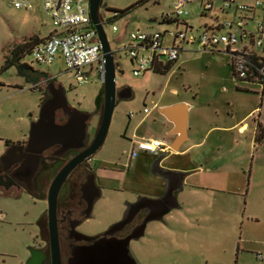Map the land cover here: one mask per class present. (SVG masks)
<instances>
[{
    "label": "rangeland",
    "instance_id": "374dc122",
    "mask_svg": "<svg viewBox=\"0 0 264 264\" xmlns=\"http://www.w3.org/2000/svg\"><path fill=\"white\" fill-rule=\"evenodd\" d=\"M136 1L100 0L97 10L117 65L115 84L128 86L131 97L114 106L103 142L88 160L92 172L98 175L95 184L100 195L93 202L90 215L76 229L87 236L100 235L121 219L124 201L153 193L152 178L146 177L138 166L133 167V159L127 162V140L131 134L136 136L134 139L160 137L161 128L151 119L155 111L141 120L143 107L150 108L158 98L162 103L172 98L184 99L195 106L193 113L201 111L205 117L204 131L212 127L204 145L192 150V154L217 150L219 160L232 158L235 170L232 191L228 195L219 194L216 185L211 187L214 192L201 189L200 219L196 214L195 196L186 193L190 206L186 214L182 213L179 221H166L170 211L162 221H149L144 234L129 242V254L136 264H264L256 258L264 250V140L254 143L252 139L254 121L258 119L264 128V87L235 81L228 66L229 55L223 49L211 52L190 48L178 54L164 75L147 71L132 76V65L123 50L129 44L127 34L135 30L173 29L170 25L158 24L160 16L169 13L172 0H148L104 23L114 10H122ZM186 9L188 14L179 20H184L194 31L209 23V16H202L196 3L187 5ZM256 14L262 16L259 11ZM215 15L220 22L230 19L227 14ZM111 24L116 26L115 31L111 30ZM50 28L40 6L25 12L0 0V156L5 150L3 141L26 138L30 122L37 117L41 97L40 82L24 79L13 66L1 70L4 56L24 40L44 36ZM23 60L59 83L69 106L90 114L86 134L92 138L98 125L94 111L101 86L95 67L86 81L77 82L58 56L48 65L35 64L28 55ZM33 84L37 87L31 89ZM251 109L253 116L246 121L249 130L245 134L213 127H227ZM152 158L140 154V161L147 167ZM206 161L209 164L211 159L208 157ZM207 177L213 179L212 174ZM49 182L50 179L47 186ZM47 186L39 191H28L17 185L0 188V264H25L29 248L43 245L44 232L40 233L39 221L46 210Z\"/></svg>",
    "mask_w": 264,
    "mask_h": 264
},
{
    "label": "built area",
    "instance_id": "2783aa9c",
    "mask_svg": "<svg viewBox=\"0 0 264 264\" xmlns=\"http://www.w3.org/2000/svg\"><path fill=\"white\" fill-rule=\"evenodd\" d=\"M6 1L14 9L25 12L40 6L49 20L51 32L28 54L33 63L48 65L58 56L75 81H86L93 66L101 80L103 60L97 32L90 20L88 0ZM192 3L197 4L202 16L208 15L210 19L198 32L184 20H179L188 14L186 7ZM256 11L262 16L258 17ZM215 14H227L230 19L220 22ZM160 18L158 24L170 25L173 29L135 30L127 34L129 44L123 50L132 65V76L152 72L158 65L176 61L180 52L190 48L211 52L223 49L229 55V66L235 78L264 87V0H172L169 13ZM99 22L103 24L102 20ZM111 30H116L114 24H111ZM23 59L21 63L30 67ZM44 78L52 79L45 74ZM36 87L37 84H33L31 89ZM142 111L145 113L148 109L143 107ZM138 151L156 154L168 152L170 148L164 139L139 138L132 142L127 161L135 158ZM256 258L264 262V250Z\"/></svg>",
    "mask_w": 264,
    "mask_h": 264
},
{
    "label": "water",
    "instance_id": "95a60500",
    "mask_svg": "<svg viewBox=\"0 0 264 264\" xmlns=\"http://www.w3.org/2000/svg\"><path fill=\"white\" fill-rule=\"evenodd\" d=\"M99 4L100 0H88L89 16L97 32L103 60L101 83L104 92L102 114L90 143L87 146L84 145L87 136L86 122L90 114L69 106L63 93V87L59 85L56 88L47 87L50 97L40 102L37 117L29 124L25 145L22 148L24 154L31 159L29 178L35 172L39 156L43 151L57 146L58 153L62 154L68 150H79L82 148L80 152L61 166L50 181L46 191L45 201L50 264H61L56 232V199L59 189L69 172L99 148L105 137L112 110L117 104L115 101L114 81V73L117 65L114 62L113 53L97 17ZM130 97L131 91L128 86H125L122 89V93L117 95L119 100H125ZM58 111L64 118L62 123L55 122V115ZM169 111L170 107H163L160 113L167 117ZM176 133L179 137L174 141V145L171 147L173 150H176L177 144L181 142V128L177 129ZM11 158L12 154L8 151H5L4 154L0 156L1 170L3 172L14 163V160ZM10 184L9 181L7 183L2 182V175H0L1 186L7 189ZM87 188L90 190V193H88L86 208L82 213L84 218L89 216L92 202L99 196L98 188L91 177L87 180ZM25 189L29 190V187L26 186ZM141 203H146L147 206L150 205L152 207L158 204H160V206L158 209H155L152 214L145 217L142 223L129 235L121 239L114 238L111 235L124 224V220L110 225L101 236H87L76 232L74 226L77 225L79 221L72 222L70 228L74 234L75 240L89 241L91 243L74 247L69 253L66 264H136L128 253L129 242L143 235L147 222L159 220L171 208L175 207V201L171 190H168L160 199H139L138 202L132 204L131 208L136 210L143 206ZM43 259L44 255L40 253V250L31 247L29 248V256L25 264H42Z\"/></svg>",
    "mask_w": 264,
    "mask_h": 264
},
{
    "label": "crops",
    "instance_id": "0c3cea01",
    "mask_svg": "<svg viewBox=\"0 0 264 264\" xmlns=\"http://www.w3.org/2000/svg\"><path fill=\"white\" fill-rule=\"evenodd\" d=\"M50 32L51 28L44 36L39 37V39L46 37ZM172 94H175V92L172 91ZM159 99L160 98H158L157 102H154L150 108H147V112H143L144 114L141 120L149 118L153 113V110L155 111V115H152L151 119L152 123L157 124L158 127L161 128L159 132L160 137L148 138L164 139L167 142L170 151L159 152L156 154L145 153L142 151L137 152L135 158H133L135 161L133 167L138 166L137 169L144 172L146 177L149 176L152 178L151 187L153 192L148 196L144 195L137 197L139 199L147 200L159 199L164 190L165 184H168V188L171 190L174 197L175 207L168 211H171L168 215H166L168 212L164 214L166 217L163 215V217L167 218L166 221H179L178 217L186 214V211L190 209L189 203L186 201V193L195 196V201L198 203L196 214L197 218L200 219L201 206L199 202L201 201V197L198 194L201 193V189H210L211 192H214L211 187L216 185L219 187V189L216 190L219 194L228 195L229 192L232 191L231 183L234 180L235 174V170L231 164L232 158L228 157L225 160H219L220 154H218L217 150H206L204 154L201 155H198L197 152H193L192 154V150L201 148L204 145L205 136L212 127H209L204 131L205 128L204 125H202V121L205 120V117L201 115V111L193 113L195 106L187 100L172 98L162 103ZM163 107H170L167 117L160 113V110ZM252 111L253 109L249 110L244 116L236 119L227 127H213L220 129L221 131H233L235 129L237 134H245L249 130V125L246 121L249 117L251 118L253 116ZM179 128L182 130L181 142L177 144L176 150H173L171 147L174 145V141L179 137L176 133V130ZM135 137L134 134L129 136V139L127 140L129 143L128 151L132 148V142L137 140L134 139ZM140 154H148L153 157L150 167H147L143 161H140L142 160L140 159ZM208 157L211 159L209 164H207L206 161ZM171 159L173 161L172 163L169 161ZM105 170H107V172L110 171L109 169ZM209 174L213 175V179L207 177ZM166 176L170 178L169 182L166 180ZM94 177L97 182L98 175L96 172L94 173ZM208 194L210 195L211 193ZM211 197L215 198V195H212ZM163 217L162 219L155 221H162L164 219ZM170 225H172V223H170Z\"/></svg>",
    "mask_w": 264,
    "mask_h": 264
},
{
    "label": "flooded vegetation",
    "instance_id": "af4514ba",
    "mask_svg": "<svg viewBox=\"0 0 264 264\" xmlns=\"http://www.w3.org/2000/svg\"><path fill=\"white\" fill-rule=\"evenodd\" d=\"M16 70L19 72V74L24 79L29 80V81L40 82L43 100L50 97L47 87L56 88L60 85L59 83L54 82V79L46 80L43 74L39 72L37 69H35L34 67H27V66L23 68L18 67L16 68ZM124 87H125L124 85L115 84L116 103H118L119 101H122L117 98V95H120L122 93V89ZM63 93L65 95L64 89H63ZM103 104H104V92H103V86L101 83V86L98 89L97 94H96L95 111H94L98 117V123L100 121V117L102 114ZM63 121H64V118L61 115V113L59 111L56 112L55 122L62 123ZM91 139L92 138H89V135L87 134L84 145L87 146L90 143ZM25 140L26 138L20 141H15V142L10 141L8 144L4 145V148H5L4 152L8 151L9 153L12 154L11 159L14 160V163H12L5 172L1 170L2 166L0 164V175H2V182L7 183L9 181L11 183L10 186L17 185V186H22L24 188L28 186L29 187L28 191H39L43 187H45V185L47 186L49 179L50 181L52 180V178L54 177L56 172L61 168V166L67 160H69L71 157H73L74 155H76L78 152L82 150V148L79 150H68L62 154H59L57 146H54V147H51L43 151L39 156L38 165H37L35 172L29 178L31 159L30 157L26 156L22 150V148L25 145ZM89 158L90 156L84 159L81 163H79L69 172V174L63 181L59 189L58 195H57L56 232H57L61 264H66V260L69 257V253L74 247L80 246V245H87L91 243L89 241L75 240L73 236L74 234L70 228V224L72 222L79 221L80 223L83 219H85L82 213L86 208V199L89 195L88 193H90V190H88L87 188V180L89 179V177L93 179V182L95 184L94 173L92 172L88 164ZM110 171L115 173L114 170H110ZM166 180L169 182L170 178L166 176ZM168 186H169L168 184H165L164 190L161 196L159 197V199L163 197L164 194L169 190ZM0 188H4V187L0 185ZM98 194L100 195L99 189H98ZM95 199L93 200V202L95 201ZM138 201H139L138 197H135L131 201H124L123 215L121 219L116 222H119L121 220L122 221L124 220L125 222L116 231L113 232V234L111 235L112 237L117 238V239L126 237L137 226H139L142 223L145 217L152 214L155 211V209H158L160 206V204H158L152 207L150 205L147 206L146 203H143V204L141 203V205L143 206H141L140 208L136 210L132 209L131 208L132 204ZM162 217L160 219H162ZM79 223L77 225H79ZM77 225L74 226V230L76 232H78L76 229ZM39 229H40V233L44 232V237L42 238L43 245L36 246L33 248L40 250V253L44 255L42 264H50L46 210L44 211L39 221ZM103 233L97 236H101Z\"/></svg>",
    "mask_w": 264,
    "mask_h": 264
},
{
    "label": "trees",
    "instance_id": "16d2710c",
    "mask_svg": "<svg viewBox=\"0 0 264 264\" xmlns=\"http://www.w3.org/2000/svg\"><path fill=\"white\" fill-rule=\"evenodd\" d=\"M147 1L148 0H137L136 2H134L133 4L129 5L128 7L124 8L122 10H117V11L114 10L112 15L107 19V21L118 18V17L124 15L126 12H128L131 8L138 6V5H141ZM160 21H161V18H159V22ZM40 40L41 39H39L37 37H33V38H30L28 40H24L23 42L15 45L12 48V50L10 51V54L8 56H4L3 64L1 66V70L4 71L11 66L16 67V68L26 67L24 64L21 63V60L26 55L29 54L31 48ZM174 62L175 61L165 62L161 65H158L152 70V72L156 73V74L164 75L170 69L171 65ZM228 66H229V64H228ZM229 68H230V66H229ZM230 73H231V76L235 79V81L243 82V81H240L234 77V74H233V71H231V68H230ZM42 100H43V95L41 93V97H40L39 101L41 102ZM253 123H254V133H253V138H252L253 142L254 143H260L264 140V128L258 122V120L254 121ZM9 142H10L9 140L3 141L4 145L8 144Z\"/></svg>",
    "mask_w": 264,
    "mask_h": 264
}]
</instances>
